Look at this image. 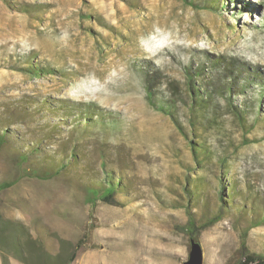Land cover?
Wrapping results in <instances>:
<instances>
[{
	"label": "rangeland",
	"instance_id": "1",
	"mask_svg": "<svg viewBox=\"0 0 264 264\" xmlns=\"http://www.w3.org/2000/svg\"><path fill=\"white\" fill-rule=\"evenodd\" d=\"M219 3L223 10L195 9L181 0H0V117L11 105L24 102L31 109L33 99L45 101L39 114L9 125L14 136L0 146V183L10 182L0 188V227L22 224L19 239L38 240L52 255L76 251L70 264H182L187 259L192 235L185 208L177 204L187 203L185 177L192 180L201 170L170 117L147 102L145 85L147 79L156 95L178 98L187 76L197 80L195 73L204 70L202 77H210L216 61L264 69V0ZM27 4L34 5L31 12L21 10ZM16 54H33L31 61L56 71L39 77L8 68ZM60 101L93 103L119 124L123 133L111 141L125 158L129 180L117 195L118 205L88 201L81 166L47 178L26 174L29 164L15 151L27 146L37 124L62 117L66 107L56 113L46 109ZM219 102L226 132L219 139L231 135L237 146L230 151V174L264 193V138L241 145L226 100ZM177 104L185 122L186 106ZM261 133L257 124L246 138ZM177 155L192 166H181ZM209 181L206 203L216 208L219 184ZM195 221L203 264H234L247 253L264 258V225L248 227L235 216L209 226ZM18 233L8 227L2 232L9 245L0 247L10 264H22L11 248Z\"/></svg>",
	"mask_w": 264,
	"mask_h": 264
},
{
	"label": "trees",
	"instance_id": "2",
	"mask_svg": "<svg viewBox=\"0 0 264 264\" xmlns=\"http://www.w3.org/2000/svg\"><path fill=\"white\" fill-rule=\"evenodd\" d=\"M183 4L195 9L223 10L219 0H181ZM227 2V1H225ZM34 5L22 7V11L31 12ZM247 4H242L245 9ZM230 28L234 29L232 25ZM33 54L15 56L7 66L11 69L24 71L31 76H45L55 72L50 66H41L31 61ZM22 62L24 65H19ZM217 71L210 77L204 76V70L187 76L184 83V93L180 97L156 95L150 88L146 79V99L150 106L160 113L170 117L178 132L185 138L191 158L197 170L191 180L185 177L182 187L185 190L187 214L186 228L188 234L197 240L194 235L195 218H200L204 226L215 224L223 216L238 217L245 221L248 227L264 225V193L242 179L238 175L230 174V151L237 148L231 135L226 137L225 142L219 138L225 135L224 124L219 115L221 104L220 98L226 100L225 109L232 119V127L236 128L241 136L240 144L244 145L251 141L256 142L264 138V69H259L246 64L235 62L216 61ZM239 65V66H238ZM238 66V67H237ZM234 67H237L236 69ZM236 95H242L241 100L232 104ZM159 96V98H158ZM177 101L184 107V120L178 114ZM33 107H23L26 103L11 105L2 112L8 115L0 117V146L7 140L11 141L14 136L9 130V125L21 122L24 116L39 114V110L45 101L33 99ZM55 107L48 106L46 109L56 113L59 108H67L58 119H48L35 126L29 133L31 140L25 148L15 151L21 161L29 164L24 168L28 175L40 178L59 175L70 168H80L83 172L82 185L90 194L89 202L95 204L96 200L118 205L117 195L125 192L128 188L129 178L126 176L125 158L119 152H115L111 138L122 135L119 124L105 115V111L93 103L81 104L60 101ZM16 107V110H14ZM12 109V110H11ZM11 111V113H10ZM71 116V119L69 118ZM261 128V136L248 140L246 136L256 128ZM217 133L205 135L208 131ZM204 131V134H201ZM42 132V135L40 133ZM204 135V136H203ZM51 139V142L48 140ZM231 151V152H232ZM234 153V152H233ZM178 156V155H177ZM181 166L189 168L190 163L183 161L178 156ZM247 176V173L245 172ZM214 178L219 186L217 198L219 204L210 207L206 203V197L212 192L209 188V180ZM84 182V184H83ZM180 182V181H179ZM242 182L245 186L242 188ZM189 183L191 187L189 186ZM10 182L3 181L0 188L8 187ZM201 199L198 205L197 198ZM192 202L195 203L192 206ZM208 205V206H207ZM199 207V208H198ZM197 210V211H196ZM200 210V211H198ZM17 229L18 234L13 239L12 249L15 250L17 259L23 264H70L76 251L68 254L57 253L52 255L44 250L42 244L31 237L19 239L20 233L25 232L22 224L8 223L0 227V244L9 245L3 236L4 229ZM78 242H81L80 240ZM12 245V244H10ZM1 258L5 257L0 247ZM234 264H264V258L254 253L243 255V259Z\"/></svg>",
	"mask_w": 264,
	"mask_h": 264
},
{
	"label": "water",
	"instance_id": "3",
	"mask_svg": "<svg viewBox=\"0 0 264 264\" xmlns=\"http://www.w3.org/2000/svg\"><path fill=\"white\" fill-rule=\"evenodd\" d=\"M182 264H203L202 247L192 236L189 238L188 257Z\"/></svg>",
	"mask_w": 264,
	"mask_h": 264
},
{
	"label": "crops",
	"instance_id": "4",
	"mask_svg": "<svg viewBox=\"0 0 264 264\" xmlns=\"http://www.w3.org/2000/svg\"><path fill=\"white\" fill-rule=\"evenodd\" d=\"M0 257H1V253H0ZM0 264H10L9 263V258H5V260L3 261V258H1V260H0ZM23 264V263H22Z\"/></svg>",
	"mask_w": 264,
	"mask_h": 264
}]
</instances>
